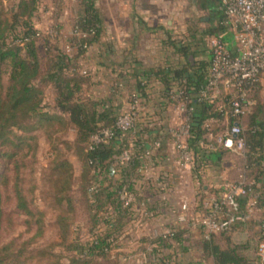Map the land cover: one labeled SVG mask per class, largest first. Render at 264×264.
<instances>
[{"label":"trees","instance_id":"1","mask_svg":"<svg viewBox=\"0 0 264 264\" xmlns=\"http://www.w3.org/2000/svg\"><path fill=\"white\" fill-rule=\"evenodd\" d=\"M9 1V15L3 16L1 12L4 9L3 0H0V170L4 168L2 165L5 163L4 165L8 166L12 172V176L8 177L5 174L0 176V231L10 217V213H6L4 208L7 199L5 189L10 187L14 198V209L11 213L25 216V226L28 230L34 227L36 236L43 233L44 212L33 208L25 195L23 169L30 166L31 160L36 157L37 131L42 130L52 135L59 133L62 128L72 126L75 133V149L82 157L85 166L84 177L87 178L81 183V190L83 207L88 216V231L83 240L80 237L79 241V232L75 228H72L71 232L65 224H60L65 217L59 219V238L64 243V239L72 233L70 235L74 242H72L73 246L71 244V250L76 253L69 255L67 262H57V264H119L113 256L115 254L113 251L119 245L124 227L136 220L133 212L123 207L119 198L122 186L127 185V189L135 194L137 203L143 202L146 211L152 213L160 211L165 203L161 201V204L157 202L156 205L151 206L135 189L137 170L141 165V156L138 153L144 150L146 143L144 134L151 132V129H157L158 125L149 126L153 123L149 121L139 122L140 113L148 105L147 90L155 85L159 88L161 101L158 108L161 114L159 115L161 130H158V134L166 139L170 136L164 129L167 124L163 122L162 112L169 104H178V102H184L185 106L191 109L187 111L186 116L190 125V136L187 142L197 156L193 173L207 165V161H220L225 152V149L221 147L211 151L201 147V142L205 140L204 136L208 132L205 126L207 121L212 120L213 127L219 125L216 129H211L209 124L210 130L214 133L218 129L224 132L234 121L233 118H225L222 112L217 110L220 103L222 109L228 108L227 96L223 93L212 102L202 98V91L208 79L211 54L208 57L209 60L197 58V54L201 52L199 49L203 46L197 31L189 33L183 43L172 41L171 34L165 31L166 39L160 44L168 54L167 57L164 61L161 60V63H156V66L144 69L131 55L136 37L133 29L130 35L133 41H127L129 47L126 46V53L129 54L121 63L123 66L126 64L128 66L126 68L133 69L124 74L116 73L117 78L113 86L111 85L114 89H111L112 92L109 95L93 98L89 94L92 85L89 72L79 67L81 58L85 55L89 56L95 68L104 67L106 64L108 68L118 66L110 58L108 62H105L103 53H107L111 42L108 44L107 41H102L105 20L98 8L97 0ZM68 4L76 7L72 26L76 25L79 31L85 34L81 37L71 34L70 53H66L67 43H62V35L59 32L63 17L67 15ZM42 8L45 12L54 15L49 27L55 32L54 35L46 30L40 32L37 28V23L40 22L36 20H39V11ZM130 18L132 21L135 18L138 19L139 25L141 24L140 18L135 14H132ZM222 19L223 16L217 31L207 33L205 31V34L211 37L224 32L226 27L222 24ZM224 37L223 41L226 42ZM101 43L103 50L100 49ZM91 46L97 48L93 50ZM72 50L76 51L74 55H71ZM131 78L134 82L126 84L125 81ZM48 86L54 95L52 105L44 103L46 99L44 91ZM124 87L128 89L127 103L131 104L132 96L135 95L140 110L134 127L130 131L121 132L116 128L115 123L122 111V104L115 101V96L119 89ZM258 88L252 93L254 105L246 114L247 128L242 135L246 148L244 173L251 183L252 194H257V206L262 209L259 220L256 222L258 226L255 224L258 228L256 233L260 243L264 242V192H259L255 185L260 174L264 173V120L262 118L264 104L259 96ZM164 97L167 103L164 102ZM104 131H111L113 135L104 136L102 134ZM94 135L100 136L97 143L91 141ZM161 148H163L162 144L150 155L154 161L162 158ZM123 152H130L128 160H123ZM135 153L136 156L133 155ZM67 165V162L60 158L54 164V168L59 175L68 178L70 173L68 168L63 169ZM156 165L161 163L158 161ZM111 168L115 170L113 176L109 175ZM251 176L254 183L249 179ZM64 186H66L65 189L57 191L58 200L69 203L71 196L67 192L68 182ZM247 199L248 197L237 198L240 212L245 211ZM141 218L142 216L138 217V219ZM239 223L245 222L236 224ZM170 229V235L156 236L150 243L155 244L149 251L150 255L157 254L154 257L158 259L155 260L156 264H171V262L177 264L180 254L189 264L204 261L206 258L211 264H264V260L260 262L258 257L245 258L240 254L239 250L243 246L232 242L230 236H227L225 245H220L214 242L213 235L206 237L203 232L201 237H192L188 229L182 225ZM13 246L14 243L9 242L0 247V264H25L24 260L18 262L11 256ZM191 249H194L192 253L189 252ZM147 250L143 249V253ZM199 251L202 253V258L195 257V252ZM132 254L127 252L126 255ZM194 257L198 260L192 261ZM150 263L148 261L143 264Z\"/></svg>","mask_w":264,"mask_h":264},{"label":"crops","instance_id":"2","mask_svg":"<svg viewBox=\"0 0 264 264\" xmlns=\"http://www.w3.org/2000/svg\"><path fill=\"white\" fill-rule=\"evenodd\" d=\"M135 4H130V12L126 6V2H124L123 6L119 8L120 11H126V24L125 27H117V25H112L108 20H105L104 26V36L102 37V41H107L108 44L111 45L107 50V53L104 51L105 62L109 61V58L118 64L117 68H109L107 64L103 66H99L96 68H89L88 72L90 75V82L92 83L89 94L93 98L104 97L109 95L113 89L111 85L117 78V74L119 72L125 73L130 71L133 68L128 67L126 64L123 66L122 61L128 54L126 53V46L129 47L127 41L131 40L132 31L134 29L133 34L136 36L134 38V47L131 51V55L135 58L141 67L144 69L151 68L156 66L158 62L161 60H165L167 57V53L161 48L160 42L166 39L165 31L170 33L171 28L173 27V22L171 18L160 17L157 14V5L163 4L162 0H148L145 5L143 2L137 3L139 0H134ZM192 3L200 2V8L206 10L208 15L203 18V22L208 26V29H212L214 27H219L220 20L222 18V13L218 8L217 0H191ZM125 5V6H124ZM134 13L140 18L141 24L139 25L138 19H132L130 16ZM161 10L164 11L163 8ZM49 14V12H46ZM166 13V11L164 12ZM201 20V19H200ZM51 20H48L47 23H50ZM122 27V28H121ZM139 27L141 30L139 31ZM216 28V29H217ZM195 30V29H194ZM194 30H192L194 32ZM138 32V33H137ZM215 32V31H213ZM137 34V35H136ZM171 34V33H170ZM224 38H226V46L228 49H233V40L231 32L226 28L224 32H222ZM189 35V34H188ZM208 39V38H207ZM207 39L204 43L201 44V52L197 54L198 59H207L209 60V48L207 46ZM103 44L101 43L100 49H102ZM93 50L96 49V46H91ZM105 49V48H104ZM106 51V50H105ZM204 52V53H203ZM164 53V54H163ZM162 62V61H161ZM160 62V63H161ZM125 67V68H124ZM142 68V69H143ZM84 69V68H82ZM86 70V69H85ZM137 70V69H136ZM117 73V74H116ZM264 81V79H263ZM126 84H131L134 82V79H129L125 81ZM155 82V81H154ZM157 83V82H156ZM158 84V83H157ZM113 86V85H112ZM112 89V90H111ZM158 86L155 85L151 89H148L147 92L149 94L148 105L143 108L140 113L139 122H153L149 126H153V124H158L157 129H151V132L144 134V138H146V143L144 145V150H150L152 144L155 140H160L163 148H161L162 158L160 160L152 159L151 157H141L140 164L148 166L143 173L144 167L141 168V173L137 170V181L135 183V189L140 194V197L143 198L146 203L149 205L161 204V201H164V207L160 209V211H156L154 213L150 211H146V213L142 210H139L134 216H136V220L132 221L130 224L128 223L123 229V235L119 240V245L115 249L117 251H113L115 253V259H117L119 264H140L142 261H149L150 264H156L154 257L157 255L151 254L150 249L155 246V244H150L154 240L155 232H163L166 229L178 227V225H182L185 229H188L190 235L192 237H201L202 231L196 225L190 224L191 220L200 215L203 211V207L201 206L200 196L202 197H217L221 194L220 184L223 180H234L238 173L241 170V166L244 163V154L238 155L233 152L225 150L220 161L213 162L207 161V165L200 167L199 170L193 173V170H185V172H181L177 166V154L173 149L171 137L164 138L158 134V130L160 127V109L158 108L160 99V92L158 91ZM128 89L124 87L120 88L118 93H116L115 101L118 104H122V109L128 106L126 92ZM264 92L259 91V96L262 99L264 104V98L262 97ZM164 102L167 103V100L164 97ZM156 115H155V114ZM163 122H166L167 127L165 126V130L170 136L169 128H172L176 123L179 122V118L184 115L176 109V104H169L164 112H162ZM263 120H264V112H263ZM161 121V122H162ZM209 122L211 129H216L219 125L213 127L212 120ZM242 130L244 131L247 128V117H243L241 119ZM221 130H216V133ZM156 152V151H155ZM246 152V151H245ZM160 162L161 165H156V162ZM253 176L250 180H252ZM252 183L253 180L251 181ZM255 187L259 190V192H264V173H261L258 177V181L256 182ZM200 193V194H199ZM258 193V192H256ZM199 194V195H198ZM215 195V196H214ZM257 196V194H255ZM184 200L187 202L188 210L186 213V220L180 221L179 215V204ZM262 209L260 207H256L252 210L250 215L251 222L244 228L242 224H234L227 234L230 235V239L232 242L236 243L242 233L248 232V229H256L254 226V220H256L261 215ZM139 216H142L141 219H138ZM158 217H166L170 218V222H167L166 227L161 226L160 223H153ZM254 219V220H253ZM138 221H142L144 223L145 230L141 231L143 233L144 238L140 239V235L136 234V226L140 224ZM135 224L133 226V224ZM141 225V224H140ZM168 225V226H167ZM139 231V227H138ZM255 231V230H253ZM140 233V232H138ZM137 236L136 239H132V235ZM240 235V236H239ZM243 236V235H242ZM153 240V241H152ZM152 241V242H151ZM133 248L132 255H126L127 252L121 251L122 249ZM143 249H148L145 253H143ZM119 250V251H118ZM125 253V254H124ZM179 261L177 264H189L186 261V258L180 254ZM209 263V262H208ZM142 264V263H141ZM171 264H173L171 262Z\"/></svg>","mask_w":264,"mask_h":264},{"label":"built area","instance_id":"3","mask_svg":"<svg viewBox=\"0 0 264 264\" xmlns=\"http://www.w3.org/2000/svg\"><path fill=\"white\" fill-rule=\"evenodd\" d=\"M218 8L222 13V24L231 32L233 49H228L223 41V34L211 36L207 39V46L210 50L211 59L209 74L202 98L212 102L223 93L227 96L228 108L222 109V105L217 107L225 118H233V123L224 132L214 133L210 130L209 122L205 124L208 132L205 140L201 142V147L205 150H216L221 147L227 151L238 155H243L246 151L245 139L242 135L241 119L252 109L254 99L252 93L258 87L264 86V0H217ZM46 31L52 35L54 32L48 28ZM72 36H85L76 25L71 27ZM66 53H70L71 45L66 44ZM132 103L120 112L115 126L121 132L130 131L139 118V103L135 95L132 96ZM176 109L184 116L179 118V122L169 128L173 149L177 154V166L181 172L193 170L195 166L196 154L189 147L187 139L190 136V125L186 116L190 108L184 102H178ZM104 136H112L113 132L104 131ZM100 136L94 135L92 142L97 143ZM160 140H155L150 150H143L138 153L141 157H148L161 146ZM130 152H123V160H128ZM136 156V153L133 154ZM144 167V168H142ZM145 170L148 166L141 165ZM244 166L234 180H223L220 184L221 194L217 197H202L200 202L203 211L200 215L191 220L192 225H197L206 237L211 234L228 232L234 223L249 220L252 210L257 207L258 197L252 194L250 181L244 173ZM141 173V169L138 170ZM109 175H115V170L111 168ZM248 197L245 211L240 212L237 198ZM119 198L123 207L129 208L135 215L139 210L146 213L143 202L137 203L136 196L123 185ZM187 202L182 200L179 204L180 221L186 220L188 210ZM171 234V229L163 232H155L156 236H167ZM257 257L260 262L264 260V242L258 245ZM147 262L142 261L141 263ZM140 263V264H141ZM195 264H211L199 261Z\"/></svg>","mask_w":264,"mask_h":264},{"label":"rangeland","instance_id":"4","mask_svg":"<svg viewBox=\"0 0 264 264\" xmlns=\"http://www.w3.org/2000/svg\"><path fill=\"white\" fill-rule=\"evenodd\" d=\"M132 1L135 4L134 0H97V5L104 20H108L110 24L114 26L117 25V27H125L128 25L126 24L127 19H125L127 18L126 11L122 12L119 8L123 6L124 2H126L125 4L130 12V4H133ZM147 1L148 0H139L137 3L143 2V5H145ZM162 2L163 4L157 5V14L160 17L171 18L173 22V27L170 30V37L172 38V41H180L179 43H183L187 35L195 29L194 32L197 31L198 38L202 39L204 43L205 40L210 37V35L205 34V31L206 33L210 31H217V27L208 29V26L203 22V18L208 15V12L200 8V2L197 1L195 4L192 3L191 0H162ZM2 5L4 7L1 11L2 15L8 16L10 1L3 0ZM161 8H163L164 11L161 10ZM66 10L67 15L63 17V21L61 23L62 26H60L61 31L59 32L62 35V43L69 44L71 38L70 31L75 18L76 7L68 4L66 6ZM134 11L135 10H133V14H135ZM165 11L166 13H164ZM39 12L40 18L36 21H39L40 23H37V28L40 29V32H43L46 29L49 30L48 28L50 27L51 22H47L48 20H51L54 15L47 14L44 11V8L40 9ZM42 13L44 14L42 15ZM135 16L137 15L135 14ZM54 34L55 32H52V35ZM72 42L74 43L73 39ZM75 53L76 51L72 50L71 55H74ZM89 58L90 57L87 55L82 57L79 67L86 70H89V68H95L93 61ZM258 89L259 91L262 90V92H264V86H261ZM44 92L46 98L44 103L46 105H52L54 96L52 89L49 86L45 87ZM262 97L264 98L263 94ZM36 135L38 137V151L36 157L31 160V165L23 169V190L30 201L31 206L44 212L43 233L40 236H36L34 227L32 230H28L25 226V216L11 213L14 209V198L10 187H7L5 189L7 199L5 200L4 208L6 213H10V217L9 221L5 223L3 229L0 231V247L8 244L9 242H13L14 246L11 250V256L17 259L18 262H20V260H24L25 264L65 263L67 262L68 256H72L76 252L71 250V244L73 246L72 242H74L72 241V235H70L72 233H69V235L64 239V243L60 240L59 225L65 224L67 228L71 229V232L72 228H75V230L79 232V241L80 237L83 240L88 231V216L83 207L81 190V183L87 179L84 177L85 166L82 157L75 149V133L72 126H67L65 129L62 128V130L57 134L53 133L52 135H48L42 130H39L36 132ZM60 158L68 164L63 167V169L68 168L70 172L68 178L59 175L56 172V168H54V164ZM4 164L2 165L4 168L0 170V176L5 174L6 176L11 177L12 172L9 170L8 166ZM66 182H68L67 192L71 196V202L69 203L59 201V195L57 194V191L59 192L66 188V186H64ZM65 205L67 206V209ZM61 217L65 218L59 224V219ZM258 220L259 217L254 220V226H258V223L256 224ZM138 222L141 225L138 224V226H136L135 230H137V235L141 234V231L145 230L144 223H142V221ZM157 222L160 223L161 226L164 225L163 227H166L165 224L170 222V218L158 217L153 221V223L157 224ZM249 222H251V219L242 223V226L245 228ZM134 225L135 224H133V226ZM256 230H258V228L250 229L248 232L242 233L243 236L239 235L240 238L236 241V244L243 246L239 251L245 258H257L259 239ZM77 231L76 233H78ZM136 234L132 235V239L137 238ZM226 234L227 233L225 232L211 235L214 237V242H217L220 245H225L227 236H230L229 234ZM144 236L145 235L142 233L139 238L142 239ZM193 250L194 249H191L189 252L192 253ZM121 251L129 253L134 250L131 247L122 249ZM196 256H201L197 258H202V253L200 251L195 252V257ZM186 257H188V254H186ZM195 257L192 261L198 260L197 258L195 259ZM204 261L210 262L207 258Z\"/></svg>","mask_w":264,"mask_h":264}]
</instances>
